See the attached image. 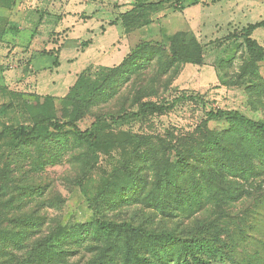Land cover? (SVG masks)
<instances>
[{"label": "rangeland", "instance_id": "374dc122", "mask_svg": "<svg viewBox=\"0 0 264 264\" xmlns=\"http://www.w3.org/2000/svg\"><path fill=\"white\" fill-rule=\"evenodd\" d=\"M132 8L133 0H17L10 13L0 10V17H7L9 21L4 35L0 37V49H5L0 51V131L5 125L30 126L33 118L52 112L44 103L30 102L27 106L21 97L12 99L14 93L10 92H21V96H26L36 95L39 91L56 97L54 107L58 110L68 89L88 68L83 74L84 79L103 83L111 74L110 70L90 66L112 67L129 52L130 45L119 16ZM152 20V25L142 34L144 38L163 40L171 36L178 26H184L202 45L204 65L183 67L170 92L165 95L169 102H174V107L163 116L155 117L149 123L126 120L122 115L110 116L107 115L108 109L119 112L118 104H121L112 102L107 108V105H101L99 109H92L91 114L78 122L80 130L90 129L96 118L103 120L100 126L107 134H140L142 131L164 134L167 130H174L177 134L193 130L207 118L206 114L218 110L237 112L255 122L264 120V113L254 110L249 104L244 87L227 86L229 82L236 81L232 72H239L244 61L255 62L262 57L257 53L251 58L244 40L238 37L249 25L264 22V0H200L197 6L181 13L174 12L169 4H165L153 14ZM114 22L117 25L111 26ZM15 30L38 35L36 48L31 52L23 48L28 41L25 35L19 51L9 57L7 53L13 44L10 36ZM251 39L264 50V29L256 30ZM84 42L91 44L83 48ZM62 48L64 50L58 54L60 66L53 70L56 51L60 53ZM32 58L37 74L45 77L42 81V78L37 80V76L24 80L21 77L22 67ZM257 66L260 70L264 68V57L257 61ZM39 82L42 84L37 91ZM82 96L85 92L80 93ZM99 113L102 118H98ZM226 127L224 121L209 122L211 130ZM50 140L35 145L2 142L0 156L7 188L4 199L16 196L6 219L14 223L29 218L27 221H33L35 226L45 221L47 225L74 227L73 234L60 244L61 249L68 252L71 263L96 262L107 248L106 257L112 259L110 264H124V256L128 252L125 239L110 252L107 245L91 242L88 230L102 221L116 224L133 222L135 225H144L147 221L133 216L136 207L122 208L121 204H117L113 209L114 206L102 208L100 205L102 194L108 189L107 185L102 186V190L99 187L104 179L110 180L109 183L115 180L109 179L115 167L123 176L126 153L116 149L100 156L96 167L87 174L94 159L86 147L75 140L70 130L53 134ZM47 147L50 154L45 155ZM130 180L131 177L124 180L128 187L132 184L128 183ZM116 201L112 200L113 203ZM20 206V211H17ZM255 206L250 207L246 216H239L241 233H237L233 223H230L232 231L229 238L200 236L181 239L193 246L195 256L203 261L201 264H264V201ZM156 224L166 227L165 223ZM175 242L174 239L171 242L162 238H141L133 245L135 249L132 252L137 253L140 264L146 263V258L150 264H183L171 261L172 258L177 260L180 255L183 257Z\"/></svg>", "mask_w": 264, "mask_h": 264}, {"label": "trees", "instance_id": "16d2710c", "mask_svg": "<svg viewBox=\"0 0 264 264\" xmlns=\"http://www.w3.org/2000/svg\"><path fill=\"white\" fill-rule=\"evenodd\" d=\"M199 1L133 0V8L119 16L130 45L129 54L120 65L103 68L111 73L103 83L85 80L83 74L87 69L61 99L62 105L58 110L54 107L55 98L18 95L25 105L44 103L52 112L33 118L30 126L5 125L0 131L1 148L3 141L15 145L42 144L51 141L53 134L68 129L94 159L87 174L96 167L100 156L116 149L126 153L123 176L115 167L109 178L115 180L111 183L110 180L102 181L99 190L105 185L108 190L102 194L100 205L102 208L117 204L122 208L136 207L133 216L147 221L144 225L102 221L88 230L90 241L107 245L110 252L125 239L128 252L124 256V264L141 263L137 260V253L132 252L135 249L133 245L141 238H162L171 242L174 239V245L180 248L183 257L172 258V262L201 264L203 261L195 256L193 246L181 238H229L232 231L230 223L237 233H241L239 216H246L250 207L264 201V120L255 122L237 112L218 110L206 114L207 118L193 130L177 134L174 130H167L164 134L156 131L107 134L100 126L103 120L96 118L90 129L82 131L78 127V122L91 114L92 109H99L101 105H107V108L112 102H121L118 104L119 112L108 109L107 115H122L123 119L144 123L163 116L174 107V102H169L165 95L185 65H204L203 47L184 26H178L171 36L163 40L144 38L142 34L152 25L153 14L165 4H169L174 12L181 13L197 6ZM16 2L0 0V10L10 13ZM8 24L7 17L1 16V38ZM116 25V22L111 24ZM259 29H264V22L249 25L238 39L244 40L251 58L257 53L262 54L261 61L264 50L251 39ZM14 32L18 33L17 30ZM90 44L84 42L82 47L87 48ZM56 52L58 56L59 50ZM57 56L53 67L58 66ZM259 60L244 61L239 72H232L236 81L229 82L227 86L244 87L251 107L264 113V68L260 70L257 66ZM82 92L85 96L81 98ZM102 116L99 113L98 118ZM213 120L224 121L227 127L211 130L209 122ZM48 153L47 147L45 155ZM1 160L0 156V264H81L71 263L68 252L60 245L73 234L74 227L47 225L45 221L35 226L33 221H27L29 218L14 223L6 219L16 196L4 199L6 175L2 174ZM127 177L132 178L128 182H132L129 187L124 181ZM113 199L117 200L116 203L112 202ZM20 209L21 206L17 211ZM158 222L161 225L165 223L166 227L157 226ZM107 253L106 248L98 261L86 264H110L112 259L106 257ZM146 259L144 264H150Z\"/></svg>", "mask_w": 264, "mask_h": 264}, {"label": "crops", "instance_id": "0c3cea01", "mask_svg": "<svg viewBox=\"0 0 264 264\" xmlns=\"http://www.w3.org/2000/svg\"><path fill=\"white\" fill-rule=\"evenodd\" d=\"M129 10H131V9H129ZM128 10V11H129ZM127 12V11H126ZM49 14V13H48ZM41 15H44V18H46V15L44 14V12H41ZM43 23V22H42ZM43 24H45V23H43ZM38 32H40V30H38ZM25 35H26V37H28V41L26 42V43H24V46H23V48L24 49H27V51H29V52H31L32 50H34L36 47V40H37V36L38 35H35L34 34V32H29V31H26V32H24V33H17V34H12L11 36H10V38H11V40L13 41V44L11 45V47H10V49L8 50V53H7V55H9V57L10 56H15L16 55V53H17V51H19V48L22 46V44H23V42H22V40H24V37H25ZM29 35V36H28ZM9 42V41H8ZM11 43V42H10ZM52 44H54V43H52ZM2 46V45H1ZM59 47H61V46H59ZM57 49V48H56ZM3 51V50H5V49H3V48H1L0 49V51ZM51 50L53 51L54 50V48H51ZM62 50H64L63 48L61 49V51H60V53L59 54H61V52H62ZM48 51H50V50H48ZM129 54V52L128 53H126L123 57H122V59H121V61L119 62V64H117V65H113L112 67H105V66H97V65H92V66H90V68H92V67H100V68H113V67H116V66H118V65H120L121 63H122V61L125 59V57L127 56ZM59 57H60V55L59 56H57V60H58V66L56 67V68H54L53 67V70L54 69H58L59 68V66H60V59H59ZM33 58L31 59V60H29L28 62H27V65H24L23 67H22V70H21V77H23V80L24 79H28V77L29 76H37V80L38 79H41L43 76H41V75H38L37 74V69L36 68H34L33 67ZM40 69V68H39ZM89 69V68H88ZM50 70V69H49ZM52 71V69L49 71V72H51ZM86 71V70H85ZM84 71V72H85ZM184 71H185V69H184ZM53 72V71H52ZM80 76V75H79ZM78 76V77H79ZM30 78V77H29ZM1 79V78H0ZM45 79V77L44 78H42L40 81H42V80H44ZM78 79V78H77ZM77 79H76V81H77ZM0 81H2V80H0ZM75 81V82H76ZM1 83H3V82H1ZM41 84L42 83H40L39 82V84H38V86H37V91L39 90V88L41 87ZM75 84V83H74ZM73 84V85H74ZM72 85V86H73ZM71 86V87H72ZM70 87V88H71ZM69 88V89H70ZM69 89H68V91H69ZM10 93H14V96H12L11 95V97H12V99L13 98H19V96L18 95H21V94H19V93H21V92H10ZM24 93H26V92H24ZM23 93V94H24ZM68 93V92H67ZM36 95H38V96H49V95H44V94H42V93H40L39 91L37 92V94ZM49 97H52V98H55V99H57L56 97H53V96H49Z\"/></svg>", "mask_w": 264, "mask_h": 264}]
</instances>
